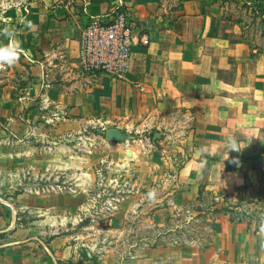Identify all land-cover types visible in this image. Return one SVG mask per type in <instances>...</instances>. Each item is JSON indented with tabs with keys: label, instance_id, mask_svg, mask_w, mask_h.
<instances>
[{
	"label": "rangeland",
	"instance_id": "obj_1",
	"mask_svg": "<svg viewBox=\"0 0 264 264\" xmlns=\"http://www.w3.org/2000/svg\"><path fill=\"white\" fill-rule=\"evenodd\" d=\"M33 1L0 0V45L4 29L15 34L8 45L16 38ZM213 1L216 15L238 26L249 55L264 54V0ZM177 3L163 0L159 22L172 24ZM15 67L0 63V216H15L22 237L71 253L75 264H211L222 246L215 264H264V229L236 242L215 237L210 249L196 245L198 221H167L201 186L227 192L264 180V139L251 115L214 113L222 101L191 96L192 85L100 89L108 81L95 78L74 92L88 95L78 100L82 108L33 112L32 100L20 99L29 75ZM188 235L196 241L174 242Z\"/></svg>",
	"mask_w": 264,
	"mask_h": 264
},
{
	"label": "crops",
	"instance_id": "obj_2",
	"mask_svg": "<svg viewBox=\"0 0 264 264\" xmlns=\"http://www.w3.org/2000/svg\"><path fill=\"white\" fill-rule=\"evenodd\" d=\"M176 6V17L165 26L158 18L163 0H34L24 13L21 31L8 45L18 44L20 52L16 63L6 65L10 69L15 65L14 72L24 70L30 78L20 98L23 104L32 100L33 112L53 108L71 113L74 108H82L78 100L88 97L86 92L74 96L76 88L82 90L84 81L91 82V78L108 81L109 86L100 89H110L116 82L127 86L137 82L141 86L145 81L176 86L173 90L179 92V87L192 85L191 96L222 101L214 105V113L251 115L252 126L264 139V54L250 58L240 29L231 20L216 15L213 0H178ZM115 7L122 8L133 20L142 21V29H133L136 34L148 33L149 46L132 45L129 69L122 78L83 71L81 35L91 18L106 19ZM25 113L20 118L25 121L22 125L28 128L24 130L27 133L31 125ZM223 217L226 222L221 226L215 222L216 238L229 241L228 237L234 236L236 242L235 237H251L245 225ZM21 229L15 216L7 220L0 216V264H75L71 253L50 251L39 238L22 237ZM223 250L226 253L222 246L220 254L212 255L211 264L224 258Z\"/></svg>",
	"mask_w": 264,
	"mask_h": 264
},
{
	"label": "trees",
	"instance_id": "obj_3",
	"mask_svg": "<svg viewBox=\"0 0 264 264\" xmlns=\"http://www.w3.org/2000/svg\"><path fill=\"white\" fill-rule=\"evenodd\" d=\"M22 26V25H21ZM18 25V29L21 28ZM19 30L16 32L18 33ZM10 38L6 36V40L2 45L8 46ZM261 54V53H260ZM256 55H250V58H257ZM264 180L249 185L238 186L230 191H208L201 186L198 196L195 200L186 202L182 208L175 211L173 216L168 217L167 221L178 217H188L191 221H198V225L204 230L197 239L200 248H207L211 245L213 238L216 236L215 219L219 215L226 216L231 223L243 224L246 229L251 232H258L264 229ZM159 233L158 235H160ZM157 236L156 239H158ZM193 243L196 239L188 235L185 239L174 240L176 244ZM157 242V241H156Z\"/></svg>",
	"mask_w": 264,
	"mask_h": 264
},
{
	"label": "built area",
	"instance_id": "obj_4",
	"mask_svg": "<svg viewBox=\"0 0 264 264\" xmlns=\"http://www.w3.org/2000/svg\"><path fill=\"white\" fill-rule=\"evenodd\" d=\"M149 46L146 32L136 34L123 9L115 7L106 19L91 18L80 38V65L83 71H99L124 77L131 61V47Z\"/></svg>",
	"mask_w": 264,
	"mask_h": 264
},
{
	"label": "clouds",
	"instance_id": "obj_5",
	"mask_svg": "<svg viewBox=\"0 0 264 264\" xmlns=\"http://www.w3.org/2000/svg\"><path fill=\"white\" fill-rule=\"evenodd\" d=\"M4 34L7 35L10 39L14 38V32L10 31L9 29H4ZM19 46L18 44H13L11 46L7 45H0V63L12 65L19 60ZM235 151V149H232ZM149 195H153L149 193Z\"/></svg>",
	"mask_w": 264,
	"mask_h": 264
}]
</instances>
